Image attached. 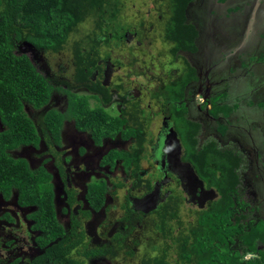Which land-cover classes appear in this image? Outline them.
<instances>
[{"label": "trees", "instance_id": "obj_1", "mask_svg": "<svg viewBox=\"0 0 264 264\" xmlns=\"http://www.w3.org/2000/svg\"><path fill=\"white\" fill-rule=\"evenodd\" d=\"M169 2L172 15L165 38L174 43L171 53L175 54L179 50L194 51L197 29L193 24L185 22L187 6L191 0ZM118 7L119 0H0V122L3 126L0 129V193L6 198L15 192L19 205L35 206L31 218L34 220L33 229L39 231L36 243L42 250L25 264H48L49 261L57 264H79L80 257L110 255L114 251L105 247H86L83 244V232H78V220L74 219L69 229H66L57 218L52 174L43 164L31 167L26 158L14 156L12 151L25 145L37 148L41 139H44L49 149L58 154L52 147L60 145L61 128L66 119H72L77 130L88 132L97 145L102 139H112L116 135L122 139L134 135L138 142L142 137L140 130L129 128L125 116L109 114L98 105L90 106L88 99L91 96L83 92H71L70 85L61 87L54 84L32 64L28 55L15 52L14 43L25 41L38 50L58 52L67 42L70 33L91 16L94 28L90 34L85 35L84 40L91 48L100 43L110 44L111 38L116 37L117 30L124 29H115ZM98 37L102 38L98 40ZM80 46H85L82 41H75L72 46L75 67L71 77L76 84L86 81L89 74L88 66L81 61ZM193 78L194 70L188 67L179 81L171 83L169 86L172 87H167L168 91L179 92L176 91L172 98L182 97L184 85ZM88 88L101 93L104 102L110 101L107 88L98 85ZM60 90L66 96L65 108L61 110L52 107L44 112L41 135L27 114L25 104L42 108L50 102L54 92ZM98 102L101 103V100ZM212 104L211 113L215 117L218 112H223L226 116L232 110L231 106L219 105L214 99ZM184 111L185 108H182L177 113L178 116L183 117ZM185 124V143L190 150L187 160L193 159L195 169L201 177L208 178L211 185L222 193L220 199L214 202L215 208L212 211H204L199 215L198 225L192 230L191 241L184 240L185 246L181 247V242L179 244L172 235L171 244L156 246L159 254L142 258L141 264H169L167 259H172L174 263L187 264H264V248L259 247V244H264V216L256 220H245L246 216L236 215L239 213L237 208L245 205L238 200L235 189L239 183L237 167L240 156L231 149L204 146L197 152V158L193 157L194 134L198 124L189 121ZM221 128L224 127L221 125ZM138 153L137 149L131 152L112 148L102 158L101 164L107 163L113 168L115 161L120 159L127 172L141 176L139 158L135 156ZM210 158L217 163L212 172L207 167ZM46 160L48 158L44 161ZM57 162L59 172L63 175L61 163L58 159ZM105 190L104 181L88 184L86 196L94 210H98L104 203ZM223 203L226 204L225 209ZM175 213H161L160 219H165L161 221V226L168 227V219L176 216ZM242 220H245L244 224ZM167 230L168 228L164 232ZM233 238L238 239L242 246L239 251L231 248ZM188 250L195 252L196 259L190 258ZM248 251L259 252V255L243 261L241 256Z\"/></svg>", "mask_w": 264, "mask_h": 264}, {"label": "flooded vegetation", "instance_id": "obj_2", "mask_svg": "<svg viewBox=\"0 0 264 264\" xmlns=\"http://www.w3.org/2000/svg\"><path fill=\"white\" fill-rule=\"evenodd\" d=\"M246 2L247 0H197V2H195V0H191V2L187 6L185 22L193 24L197 29V36L195 37L194 41L196 49L194 51L179 50L175 54L171 53V49L174 43L165 38V31L167 30L169 19L172 15L169 0V13L165 19L162 18V13H159L157 16L153 15V18H151L152 14H154L155 12H151V9L149 8L146 12L143 13V16H140V18H138L139 21L136 24V26L138 27L130 29L127 25L124 26L123 23L118 22L116 18L115 29L121 27L124 29H122L121 31L117 30L115 38H111V35L108 34L112 40L111 43H114V45H118L119 42L125 40L127 42L135 41L134 44L138 46L141 44V41L135 38V35L137 36L139 30H141L143 34H151L150 30L153 29V27H155L156 25L157 27L155 28V31L152 30L154 36H156L158 30H163V39L171 43V46L168 47V52L170 53L172 58L170 60L179 58L184 62V64L182 65L183 70L179 78L169 79L170 84H168L166 87H172L169 86L171 85V83L179 81L180 78H182L185 72L188 70V67L193 68L195 78L190 79L188 80V82H186L182 90V97L180 96V98L178 99L172 98V95H175L176 91L178 92V90H164L156 92L155 90L141 89V91L139 92H143L145 96H147L146 98L148 101L146 102L144 107H141L140 102L142 101L143 96L140 93L130 92L128 91V89L124 90V93L123 91H121L122 93H119L118 90L120 91L121 86L112 83L111 79L113 73L115 72L116 65L115 62L110 58L109 54L105 52L106 56H104L105 54L101 56V46L92 48L90 46H80V49L82 51V55H80L81 61L84 65L88 66L89 74L87 75L86 81L81 84H77L84 90L83 93L91 96V98L88 99V102L91 99L93 101L91 106L98 105L102 107L101 103L107 105L112 101L114 97H117L118 95L119 101L122 103L121 108H119L118 111L114 114L111 113L108 108L104 109L107 110L109 114L125 116L129 128L132 130H140L139 134L142 139L140 140V142H138L137 138L134 137V135H131L128 139H122L119 135H116L112 139H102L101 143L97 145L93 142L89 135L92 142L91 144L98 148L103 146V142H109L113 139L120 140V142L125 143L126 146L119 145L116 147H110L105 152H101V154L99 155L97 166H89L87 165V162L85 160H83L80 164H71L69 161L70 158L63 157L64 161L67 160V164L65 165L60 162V167H62L64 172L63 175L59 172V165L57 166L58 162L57 160H55L57 173L55 182L57 186L59 185V192H56L55 190L56 184L53 180L54 173L50 172L47 169L52 174L56 214L57 194L59 193L58 196H61L60 198H62L63 206H61L59 209L63 215L66 214L67 222L64 224V227L66 229H69L74 219L78 220V232H83L84 236L85 233L81 223L82 218L88 217L91 212L97 213L102 208H104L105 205L107 206L108 204H112L109 203V199H112L111 196L112 194H114L113 192L116 191L117 188L125 186V184H127L126 182L129 180L131 182L129 183V186H126L123 200L121 202L122 208L126 213V217L124 219L125 221L131 222L132 215L138 216L139 219L147 215L152 216L153 219L155 218V232L160 233L162 237L163 245H160L162 247L165 245V243H167V245L171 244L172 235L176 238L174 240L178 241L179 244L181 242V247L182 245L185 246V243H183L184 240L191 241L193 237L192 230L198 225L199 215H201V213L204 211H212L215 208L213 205L214 202L220 199V193L222 192L215 186L211 185L208 178H201V174L195 169L193 159L187 160V156H190V153L188 152L190 150L186 147L185 141H183L180 137V133L176 126V121H178L179 125L184 128L186 127L185 123L187 121L198 124L196 133L194 134L195 141L193 147L196 155L193 154V157L197 158V152L203 149L204 146H214L221 150L231 149L233 152H236L240 156L241 159L237 167L239 183L235 186V189L238 200L242 201V203H245V205L239 206L237 208L239 213L236 215L241 214L244 215V217L246 216L245 220H256L257 218L264 216V193H262V180L264 179V172L261 171H264V168L259 166L257 161L259 160V156L262 159L264 158V148L258 146V149L256 151H252L255 165L253 164L252 166H249L248 169L249 172L251 171L248 178V184H246L251 186V188L248 190L249 192H244V189H239V185L242 186V184H245L247 179L245 178L246 172H241L242 164L244 161L242 151L235 150L237 146L238 148H244V146H246L247 144L250 149L252 147L256 148V142L259 143L258 139H254L252 137V134L254 133L252 131L253 128L250 127V125L256 127V123L258 121H262L259 129L261 131L264 130V106L262 107V105L258 102L260 100L264 101V92L261 91V93L256 94L255 90H252L250 92L243 90L242 92L235 95L237 98H239V100L235 99L237 100V105L231 106L233 103L229 101V93L227 91L229 85H226V87L224 88L225 85H223L222 80H218L216 82L211 78V76L215 74V69L219 70L221 67L225 71L227 70V60L225 59V56L227 54L230 55V53H232L231 55H233L238 51V48L240 46L241 48L245 46V42H243L244 44L242 45V41L236 42L233 41V39L236 40V37L239 34L237 33V29H240L241 26H243V19L245 17L243 18V15L239 12H246ZM208 7H211L213 11L207 10ZM202 9L206 10L207 12L206 19H203V16L199 15V11ZM146 20L147 22H145ZM206 20L209 21V23H207ZM234 21H236V26L232 25ZM145 23H147V30L140 28V26H144ZM220 28L226 29V31L230 34L236 29V33L233 35V37L231 35H228L226 36V38L225 34L221 33ZM101 38L98 37V40ZM222 38L227 39L224 44H220L219 42V39L222 40ZM208 39H212V44L207 42ZM147 45H152V41H148ZM30 46L32 45L30 44ZM114 47L118 48L119 46ZM129 54L131 55L132 53L129 52ZM262 54L263 55L259 57V59L262 60V63H264V53ZM226 73H229V71L227 70ZM241 74L242 72H240L233 78H230L232 79L231 82L234 83L235 87L241 86L242 81L245 82L244 78H241ZM230 79L227 78V80ZM214 82L219 84L222 89L215 91L213 88ZM91 85H98L99 87L107 88L106 93L110 95V101L104 102L102 100L103 97L101 93H97V91H91L88 88ZM142 87L144 88L145 86L142 85ZM127 95L131 96L128 97ZM169 96L171 97L170 100ZM245 97H248L249 99L247 103ZM128 98H131L130 101L127 100ZM195 98H197L199 101H196ZM99 99L101 100V103L98 102ZM212 99H214L219 105L225 104L227 106H231V112L226 116L223 112H218L217 117L213 116L211 113V109H213ZM150 100H157L156 104L158 106L156 110H152ZM248 105H254V107ZM258 106L261 108V110ZM182 108H185V111L183 112L184 114H182L183 117H179L177 113H180L179 111ZM236 109H243L244 111V113L239 117V124L233 125L229 122H222L223 119L230 118V116L234 114L233 112ZM146 115H148V119L146 118ZM157 115H159V122L154 125V119L157 118ZM181 118H183V120ZM67 120L72 119H66L65 121ZM221 125L224 127L223 129L221 128ZM77 132L79 134L88 133L80 130H77ZM236 132L241 133H238V136L236 135ZM198 133L199 135H201V138L198 137ZM229 142L231 143L229 144ZM233 142H238V144H234ZM112 148L118 150H130L131 152H133L134 149L139 150L138 155L135 156L139 158V175L141 176H135L129 173V171L127 172L120 159H117L115 161L113 168H110L109 164L107 163L101 164L102 158ZM85 149L86 146L79 147V151L82 152V154L84 153ZM117 163L120 164V168L124 172V175L120 178H118L117 174L111 175V173H114V169ZM42 164L44 165V163ZM216 164L213 162V159L210 158L207 165L208 169H211L210 172H212V168L214 169ZM102 167H107V170L110 171V174L108 173L106 175L107 177L105 178L97 179L96 181L92 179L91 181L86 182L85 189L80 195V192H78L77 188H75L73 184V180H71L73 177L72 175L81 171L103 174ZM97 181H104L106 190L104 192V203L98 208V210H94V208H92L89 204L86 193L88 190V184ZM171 186L172 189L170 188ZM140 187H143L142 194H131L132 189ZM223 190L224 192H227L226 188H223ZM227 194L229 193L227 192ZM227 198L228 195L225 200H227ZM12 199H14L15 206L17 208H20V211L13 213L8 210L0 209V221L2 223H5L6 225H11L15 222V218L17 217L18 213H22L24 211L23 216L24 220L26 221V226L28 227V230L30 232L34 233L33 241L35 243V246L40 248L36 243V236L39 234V231L33 229L34 220L31 218V213L36 209L35 206L19 205L16 201V194L14 192H12L11 195L6 198L3 197V195L0 193V202L11 203ZM187 203L193 207V210L191 211L194 213V218L189 221L184 220L181 215V209L184 208V206L186 207ZM225 206L226 204L223 203V209H225ZM192 207L190 209H192ZM174 211L176 212V216H174L172 219H168V227L166 225L162 227L161 221L165 219H160L159 215ZM247 212H251L252 216H247ZM245 220H242L243 224L245 223ZM165 222L166 221H164V224ZM161 227L164 228V231L166 230V228H168V230L164 232ZM127 235L128 231H124L121 233L118 232L114 235V237H112V239L118 240V242H122L123 238ZM233 239L234 241L233 244H231V248L239 251L242 246L239 243L238 239ZM109 246L110 250H112L113 244L108 245V247H99H105L107 249L109 248ZM259 247L264 248V244H259ZM188 251L190 252L188 253L190 255V258L196 259L195 252H191L190 250ZM246 254L252 256H248ZM258 255L259 252L254 253L248 251L242 254L241 259L244 261L253 257H257ZM35 256L30 257L28 260H31ZM98 256L101 255H92L88 257L92 258ZM103 256L107 257L108 255ZM13 261L18 262L19 258L16 257ZM27 261L25 263H27Z\"/></svg>", "mask_w": 264, "mask_h": 264}, {"label": "rangeland", "instance_id": "obj_3", "mask_svg": "<svg viewBox=\"0 0 264 264\" xmlns=\"http://www.w3.org/2000/svg\"><path fill=\"white\" fill-rule=\"evenodd\" d=\"M197 2V0H195ZM119 11L117 14L118 22H121L127 25L130 29L137 28L138 18L143 16V13L146 12L149 8L152 14L151 18L157 16L159 13H162V18L165 19L169 13L168 0H119ZM246 12L240 14L243 15V26L240 29H237L239 33L236 37V40L233 41L240 42L242 45L245 42V46L238 48V51L233 55H226L225 59L227 60L226 68L229 73H226L223 68L220 67L219 70H214V73L211 78L214 81L222 80L224 88L226 85L228 87V98L233 105H237L238 99L235 95L237 93L244 91L255 90L256 94L264 92V73H259L260 76L256 77L255 72H260L263 69L262 60L259 59L264 53V1L262 0H247L245 4ZM207 10L213 11L211 7H208ZM142 14V15H141ZM206 10L202 9L199 11V15L203 16V19H206ZM207 21V20H206ZM147 22V20L145 21ZM209 23V21H207ZM233 26H236V21L233 22ZM151 29V34H143L139 30L135 38L141 41L140 45L134 44L135 41L127 42L122 40L118 45L114 43L105 44L100 43L98 46H101L100 52L102 55L107 52L110 58L115 62L116 68L115 72L112 75V83L115 85H120L121 91L127 90L130 92H138L143 98L140 102V106L144 107L147 101V96L141 91V89L164 91L167 90V85L169 79L174 78L178 79L182 72V65L184 62L179 59L170 60L171 55L168 52V47L171 46V43L163 39V30H158L156 36L152 33L155 28ZM94 28L93 17L89 16L83 23L76 27L69 35L67 42L63 44V48L58 52L46 51V50H36L33 46H30L28 42L21 41L15 42L14 48L16 53H25L31 59L34 66L43 74H45L54 84L66 87L70 85L71 92L82 93L84 90L76 83L72 82L73 67H75L73 61V52L72 46H74L75 41H82L85 46H89L87 41L84 40L86 34H90ZM142 29L147 30V23L144 26H140ZM160 28V26H159ZM235 28V27H234ZM161 31V32H160ZM211 31V30H210ZM222 34H225V37L228 35H233L236 33L226 31V29H221ZM157 32V31H156ZM155 32V33H156ZM162 33V34H161ZM205 33V32H204ZM203 33V34H204ZM244 34V35H243ZM227 38V37H226ZM85 41V42H84ZM148 41H152V45H147ZM227 39H219L220 44H224ZM210 44H212V39H208ZM114 46H119L118 48ZM263 47V50H262ZM129 52L132 54L130 55ZM161 64V65H160ZM260 69V70H259ZM181 70V71H180ZM240 72L241 78H244L245 82H241V86L235 87L234 83L231 82L234 76L238 75ZM230 79V80H227ZM214 82V90H221L222 87ZM142 85L145 87L143 88ZM234 85V86H233ZM126 89H125V88ZM142 87V88H140ZM113 89V88H112ZM114 90V89H113ZM133 94V93H131ZM115 96V95H114ZM130 97L131 95H127ZM240 97V96H239ZM131 98L127 100L130 101ZM219 99V97H218ZM133 100V98H132ZM196 101H199L195 98ZM246 103L248 102V97L246 98ZM65 93L60 91H55L52 95L50 102L42 108H33L29 104H25V110L27 114L34 121L38 132L42 135L43 121L42 117L44 112L48 108H57L64 110L66 104ZM154 101V102H152ZM150 100L152 110L157 109V100ZM92 100H89V105H92ZM259 104L264 106V101H258ZM252 103V102H251ZM103 108H108L111 113H115L121 108L122 103L119 101V97H114L109 104L104 105ZM253 104V103H252ZM128 105V104H127ZM230 105V104H229ZM256 105V104H254ZM254 105H248L253 106ZM259 107V106H258ZM261 110V108L259 107ZM167 111V110H166ZM234 114L230 118L220 120L222 122H229L233 125L239 124V117L244 113L243 109H236ZM148 119V115H146ZM159 115L154 119V125L159 122ZM152 120V117H151ZM176 126L180 133V137L183 141L186 142V132L184 127L179 125V122L176 121ZM262 121L256 123V127L250 125L253 128L252 137L258 139L259 143L256 141V148L246 146L235 148V150L242 151L244 161L242 164L241 172H246L247 181L242 186L239 185V189H244V192H249L251 188L248 184V178L251 171L249 172V166L255 165L253 152L258 149V146L264 148V130H260ZM3 126L0 122V129ZM157 128V127H156ZM154 130V129H153ZM157 130V129H155ZM183 131V132H182ZM241 132H236V135ZM157 134V131H156ZM154 135V134H153ZM198 133V137H200ZM235 136V135H234ZM239 136V135H238ZM91 140L88 133L79 134L74 127L72 120H67L61 128V140L60 145H53V149L58 152L54 154L47 145V142L44 139H41L39 147L34 148L31 146L19 147L16 150L12 151L14 156L25 157L31 167H36L39 164L44 163L47 169L54 173L53 180L56 181V163L55 160H59L63 165L67 164V160L64 161L63 157L70 158L71 164H80L83 160L87 162L89 166H97L99 155L101 152H105L110 147L116 146H126L125 143H121L118 139H113L112 141L103 142V146L98 148L91 144ZM231 142H229L230 144ZM238 144V142H233ZM240 143V142H239ZM247 143V142H246ZM228 144V145H229ZM86 146L84 153L79 151V147ZM95 152V153H94ZM260 153V152H259ZM46 158L48 160L44 161ZM53 158V159H51ZM258 164L264 168V158L262 159L259 156ZM216 164V160H213ZM103 174L93 173V172H77L73 174L72 179L75 188H77L80 195L85 189L86 182L97 179H102L107 177L106 175L110 172L107 170V167H102ZM264 172L263 170H261ZM110 174V173H109ZM117 174L118 178L124 175V172L120 168V164L117 163L114 169V173L111 175ZM104 175V176H103ZM262 177V176H261ZM203 178V177H201ZM255 180V179H254ZM131 181H127L125 186L117 188L111 196L112 199H109L107 206L105 205L100 211L91 212L88 217L82 218L81 223L84 230L83 244L86 247H99L113 244L112 250L113 254L106 256L98 257H80L79 264H141L142 258L153 257L156 254H159L156 246L163 245L162 237L160 233L155 232L156 220L152 216L147 215L142 218H138L136 215H132L131 222L125 221L126 213L122 208L123 195L126 190V186H129ZM56 184V182H55ZM264 179L262 180V193H264ZM59 185L56 184V192H59ZM172 189V186L170 187ZM255 190V188H254ZM15 193V192H14ZM143 193V187L134 188L131 190V194L140 195ZM258 193V190H257ZM59 194V193H58ZM57 194L56 206H57V217L58 220L64 225L66 220V214H62L60 207L63 206L62 198ZM109 196V195H108ZM187 207V208H186ZM181 209V215L184 220H191L194 218V213L191 211L193 207L187 203V206ZM192 207V209H190ZM0 209L8 210L10 212L20 211V208H17L14 204V199L12 202H0ZM24 212V211H23ZM22 213H18L15 218V222L11 225H6L0 221V264H24L30 257L38 255L42 250L35 246L33 241L34 233L28 230L26 226V221ZM247 216H252L251 212H247ZM181 217V218H182ZM128 231V235L123 238L122 242L112 239L115 234L118 232ZM160 235V236H158ZM110 248V246H109ZM248 255V254H246ZM252 256V255H248ZM19 258L18 262H14L15 258ZM86 260V261H85ZM85 261V262H83ZM169 264H176L172 259H167ZM48 264H57L55 261H49ZM181 264V263H179Z\"/></svg>", "mask_w": 264, "mask_h": 264}, {"label": "crops", "instance_id": "obj_4", "mask_svg": "<svg viewBox=\"0 0 264 264\" xmlns=\"http://www.w3.org/2000/svg\"><path fill=\"white\" fill-rule=\"evenodd\" d=\"M263 65H264V64H263ZM259 70H260V69H259ZM259 73H264V66H263V69L260 70V72L257 71V72H255L254 74H255L256 77H258V76H260ZM262 102H263V101H262ZM250 127H251V126H250ZM252 130H253V129H252Z\"/></svg>", "mask_w": 264, "mask_h": 264}, {"label": "clouds", "instance_id": "obj_5", "mask_svg": "<svg viewBox=\"0 0 264 264\" xmlns=\"http://www.w3.org/2000/svg\"><path fill=\"white\" fill-rule=\"evenodd\" d=\"M32 62V61H31ZM33 64V63H32ZM34 65V64H33Z\"/></svg>", "mask_w": 264, "mask_h": 264}]
</instances>
